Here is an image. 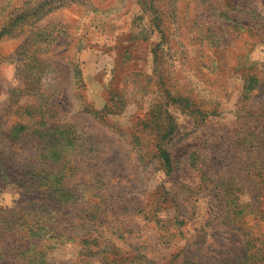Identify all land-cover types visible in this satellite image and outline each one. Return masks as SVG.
Instances as JSON below:
<instances>
[{
    "label": "rangeland",
    "instance_id": "1",
    "mask_svg": "<svg viewBox=\"0 0 264 264\" xmlns=\"http://www.w3.org/2000/svg\"><path fill=\"white\" fill-rule=\"evenodd\" d=\"M246 253L264 255V0H0V264Z\"/></svg>",
    "mask_w": 264,
    "mask_h": 264
},
{
    "label": "crops",
    "instance_id": "2",
    "mask_svg": "<svg viewBox=\"0 0 264 264\" xmlns=\"http://www.w3.org/2000/svg\"><path fill=\"white\" fill-rule=\"evenodd\" d=\"M82 79L88 84L89 94H93L99 108H105L107 99L105 91L107 82L102 77L101 66L105 56L97 50L85 48L82 52ZM91 91V93H90Z\"/></svg>",
    "mask_w": 264,
    "mask_h": 264
},
{
    "label": "trees",
    "instance_id": "3",
    "mask_svg": "<svg viewBox=\"0 0 264 264\" xmlns=\"http://www.w3.org/2000/svg\"><path fill=\"white\" fill-rule=\"evenodd\" d=\"M162 156L166 162V164H170V154L169 152H167L166 150L162 151ZM55 158V156H54ZM34 243V242H33ZM16 251V249L14 250ZM26 250L24 249V252ZM260 260H264V255H262L261 253H252L251 255L247 254L245 255L243 261L239 264H259Z\"/></svg>",
    "mask_w": 264,
    "mask_h": 264
}]
</instances>
